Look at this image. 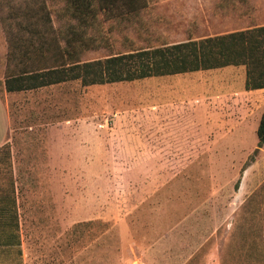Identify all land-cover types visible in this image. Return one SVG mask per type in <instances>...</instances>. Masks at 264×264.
<instances>
[{
	"label": "rangeland",
	"instance_id": "1",
	"mask_svg": "<svg viewBox=\"0 0 264 264\" xmlns=\"http://www.w3.org/2000/svg\"><path fill=\"white\" fill-rule=\"evenodd\" d=\"M46 5L54 34L80 33L79 62L264 26V0H146L87 27ZM6 66L0 24L17 159L8 166L1 151L7 206L37 264L63 247L69 264H264V145L248 164L264 90L244 93L243 66L12 93ZM13 250L8 264H20Z\"/></svg>",
	"mask_w": 264,
	"mask_h": 264
},
{
	"label": "trees",
	"instance_id": "2",
	"mask_svg": "<svg viewBox=\"0 0 264 264\" xmlns=\"http://www.w3.org/2000/svg\"><path fill=\"white\" fill-rule=\"evenodd\" d=\"M56 1L64 6L62 14L85 27L92 25L98 12L119 17L146 6V0ZM12 5L10 0H0V14H9L0 16L7 40L4 88L8 93L70 81L88 87L228 66L244 67V90L264 89V26L79 62L75 46L83 44L80 33L72 31L68 37L54 34L46 0H22L16 8ZM255 134L257 146L248 164L264 145V105Z\"/></svg>",
	"mask_w": 264,
	"mask_h": 264
},
{
	"label": "crops",
	"instance_id": "3",
	"mask_svg": "<svg viewBox=\"0 0 264 264\" xmlns=\"http://www.w3.org/2000/svg\"><path fill=\"white\" fill-rule=\"evenodd\" d=\"M200 72V71H198ZM195 73V72H194ZM264 89L254 90V91H245L244 93H257L259 91H263ZM6 92V91H5ZM212 104L213 109H224L220 105L215 106L213 102H209ZM208 104V105H209ZM220 106V107H219ZM213 110V112H215ZM10 114L8 110V106L5 101L0 98V264H8V248L14 249L13 251L19 257L17 263L20 261V264H37V258L29 255V247H27V240L24 241L25 237L23 234L22 229L19 227V221L17 216V207L12 206V208H8L7 206V187H6V157L2 159L3 154L1 151L3 149H8L7 153H9V160L8 166L12 165L15 166L16 164V152L13 148L11 142V127H10ZM1 167H3V173L1 176ZM16 181H12L13 187V195L15 196L17 192V185ZM13 203L15 204V198ZM12 213L11 220H8L9 214ZM11 224V226H10ZM9 227V229H8ZM12 229L13 233L8 231ZM64 241V236H62ZM56 250H60L58 246L53 248ZM64 247L62 248V253L58 255H53L51 262L52 264H69V255L65 256Z\"/></svg>",
	"mask_w": 264,
	"mask_h": 264
}]
</instances>
